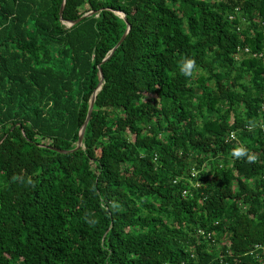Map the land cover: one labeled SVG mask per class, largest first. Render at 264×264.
I'll return each mask as SVG.
<instances>
[{"label":"trees","instance_id":"obj_1","mask_svg":"<svg viewBox=\"0 0 264 264\" xmlns=\"http://www.w3.org/2000/svg\"><path fill=\"white\" fill-rule=\"evenodd\" d=\"M263 105L264 0H0V264H264Z\"/></svg>","mask_w":264,"mask_h":264},{"label":"water","instance_id":"obj_2","mask_svg":"<svg viewBox=\"0 0 264 264\" xmlns=\"http://www.w3.org/2000/svg\"><path fill=\"white\" fill-rule=\"evenodd\" d=\"M62 11H63V8L61 10V14H62ZM93 12H88V13H85L83 16H81L79 19L75 20V21H71L69 22V25H73L74 23H77L78 21L82 20L84 17L86 16H89L91 15ZM123 17H125V14H122ZM129 28L130 26H128V29L126 31V33L123 35V37L121 38V40L117 43V45L112 49V51L110 52V55L116 50V48L125 40L126 38V35L127 33L129 32ZM100 74H101V81H100V84H99V87L97 90H99L102 86V83H103V80H104V77H103V73H102V70H100ZM97 90L95 91V93L93 94L92 96V99H91V102H90V107H89V111H88V115H87V118L81 128V131H80V137H79V142H78V146L77 148L81 147L83 145V139H84V134H85V131H86V127H87V124L89 122V119H90V116H91V113H92V110H93V107H94V104H95V99H96V94H97Z\"/></svg>","mask_w":264,"mask_h":264},{"label":"clouds","instance_id":"obj_3","mask_svg":"<svg viewBox=\"0 0 264 264\" xmlns=\"http://www.w3.org/2000/svg\"><path fill=\"white\" fill-rule=\"evenodd\" d=\"M195 61L191 58H185L180 62V71L185 75H190L194 69ZM233 156H241L244 154V150L242 148H236L233 150ZM248 159H254V157L249 156Z\"/></svg>","mask_w":264,"mask_h":264},{"label":"built area","instance_id":"obj_4","mask_svg":"<svg viewBox=\"0 0 264 264\" xmlns=\"http://www.w3.org/2000/svg\"><path fill=\"white\" fill-rule=\"evenodd\" d=\"M233 17H234V16L232 15L231 18H233ZM238 50H239V52H242V51H243V49L240 48V47L238 48ZM244 52H246V53H250L249 48L246 47V48L244 49ZM254 55H256V53H255ZM263 108H264V105H263ZM259 126H260L261 128H263V130H264V120H262V121L259 123ZM245 127H246L248 130L253 129V126H252V125H246ZM226 139H227V140H238L237 132H236V131H231V132L226 136ZM195 174H196V171H193L192 175L195 176ZM196 185H198V184H196ZM188 192H189L188 190H184V195H186ZM209 236H211V235H209ZM259 247H260V246L257 245V248H259Z\"/></svg>","mask_w":264,"mask_h":264}]
</instances>
